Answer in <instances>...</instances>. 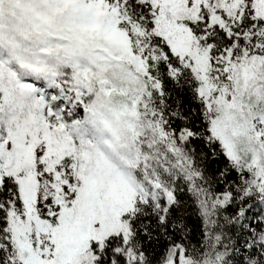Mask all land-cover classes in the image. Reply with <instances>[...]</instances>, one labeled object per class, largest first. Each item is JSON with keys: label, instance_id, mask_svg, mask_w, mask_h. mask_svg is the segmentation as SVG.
Segmentation results:
<instances>
[{"label": "snow or ice", "instance_id": "6c2138e0", "mask_svg": "<svg viewBox=\"0 0 264 264\" xmlns=\"http://www.w3.org/2000/svg\"><path fill=\"white\" fill-rule=\"evenodd\" d=\"M0 264H264V0H0Z\"/></svg>", "mask_w": 264, "mask_h": 264}]
</instances>
